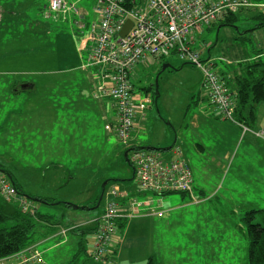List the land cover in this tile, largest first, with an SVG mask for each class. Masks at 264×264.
I'll use <instances>...</instances> for the list:
<instances>
[{"label": "rangeland", "instance_id": "rangeland-1", "mask_svg": "<svg viewBox=\"0 0 264 264\" xmlns=\"http://www.w3.org/2000/svg\"><path fill=\"white\" fill-rule=\"evenodd\" d=\"M47 2L48 0H0V119L8 108L4 99L10 95L12 87L21 88L30 83L35 88L28 93L43 94V96L48 93L62 94L61 89L65 86L56 83L68 78L78 80L85 76L86 72L80 70L81 57H84V54L79 52V46L80 40L87 36L89 27L84 28L80 34L72 30L71 23L74 24L73 20L79 21V19L71 15L59 20L45 18ZM94 4L95 0L78 2V6L87 13L86 20L80 19L82 23L90 24L95 20ZM251 13L253 12L237 13L232 27L219 26V22L210 28H205L200 34L195 33V44L191 47L200 48L201 44H205V49L200 55L201 61L206 63L209 59L213 60L221 72L235 65L237 59L253 55L259 49L264 50V27L256 26L257 22L251 18ZM252 28L255 30H251ZM164 61L160 66L138 67L132 75L131 81L136 91L151 99V103L146 105L142 118L138 121L139 130L142 131L134 135L136 138L134 144L147 147L144 142L150 139V143L155 144L153 139L159 138L157 145L161 147L157 148H169L166 151L176 148L180 153L182 152L195 183L201 185L202 174L205 173V167L208 165H205V162H208L211 155L220 158L224 151L222 147L226 148L227 142L214 131L216 125L213 126L214 129L208 127L206 131L205 127L199 130L192 128L193 115L198 111L197 105L200 106L198 104V96L202 88L200 70L180 60L176 54H170L164 58ZM167 64L169 66L162 70L163 65ZM181 67L183 70L177 71ZM54 101L62 106L67 103L64 97H56ZM40 102L41 100L37 103ZM261 108H264V104L257 109L258 116ZM45 110L47 112L45 118L48 119L52 113L47 108ZM66 112L70 114L69 119L72 120L70 122H74L75 127H79L81 132L85 131L82 135L84 148L78 147V150L85 154H83L84 168L80 169L83 166H77L75 170L77 179L69 187L71 194L76 196L75 205L79 209L70 208L69 211L61 212L53 205H37V210L40 214L51 215V221L60 223L63 227L69 228L72 225L82 227L85 221L103 210L104 200H101L99 206L96 200L102 194L106 181L109 182L107 187L120 188L125 185L133 193H137V190L121 145L108 132L106 125L103 126L104 123L99 122L98 114L90 108L77 107L67 108ZM63 114V112L58 114L61 127L66 122ZM261 115H264V109L261 110ZM85 123H89L88 127ZM203 130L208 137L204 136ZM78 137L77 132L76 138ZM258 141L249 134H246L242 140L243 145L248 142L253 148H257ZM199 143L204 147L202 152L195 150V144ZM37 150L40 153L41 149ZM245 156L251 158L250 154ZM258 156L257 153L254 158ZM14 157L15 160L18 158L15 153ZM210 167L214 168L212 172H208L210 182L213 181L216 185L223 170ZM14 176L19 177V173ZM223 183L224 188L230 185L227 181ZM233 184L238 186V183L233 182ZM243 187L240 185L238 188ZM263 187L264 185L261 187L262 195H264ZM262 198L261 202L254 196L264 209V196ZM206 205L218 206L213 201ZM206 205L196 206L188 197L180 193L165 195L159 207L163 212L162 217L136 220L127 226L128 229L129 226L138 223L136 227L140 238L148 241L137 255L145 258V255L149 254L151 243L152 251L156 253L157 264H249L246 257L247 239L243 233L241 236L240 230H231V226L241 224L238 222L243 213L239 216L225 214L224 217L218 214L220 212L217 210H215L218 212L216 214L212 212L213 210L207 209ZM211 216L214 217L213 220ZM258 220L255 219L254 223ZM241 227L243 228L242 224ZM127 229L125 232L129 230ZM89 240L90 236L87 237L88 242ZM120 244L119 239L115 250ZM40 248L42 249L41 246ZM233 248L236 250H232ZM76 249L75 246L67 245L53 252H45L42 258L46 264H63L70 259ZM206 252L209 255H206Z\"/></svg>", "mask_w": 264, "mask_h": 264}, {"label": "built area", "instance_id": "built-area-1", "mask_svg": "<svg viewBox=\"0 0 264 264\" xmlns=\"http://www.w3.org/2000/svg\"><path fill=\"white\" fill-rule=\"evenodd\" d=\"M80 0H48L44 16L53 20L66 19L68 15L78 20L71 23L72 30L88 34L80 40V69L91 71L95 79L93 98L110 103L113 119L106 125L108 132L126 148L133 147L135 119L151 103L149 97L136 91L131 78L136 68L148 67L176 54L178 58L198 68L201 87L217 113L219 120L229 122L240 129L241 138L246 134L264 142V122L251 128L237 120L235 96L226 84L213 60L201 61L200 48L195 44V33L221 22L238 10H250L264 15V2L255 0H95V20L82 23L87 13L78 6ZM132 23L124 36L120 32L127 21ZM138 192V198L128 196L117 186L106 192L104 211L96 220L92 234L90 257L93 262L114 264L118 244L116 221L136 216L157 215L155 201L169 192H183L193 202L199 198L193 192V176L186 160L176 148L167 152L140 149L130 155ZM151 194H155L153 197ZM0 196L14 203L21 212L32 211L31 204L19 194L12 178L0 169ZM156 199V200H155ZM66 230H62V234ZM0 264H46L36 245H30L13 256L1 258Z\"/></svg>", "mask_w": 264, "mask_h": 264}, {"label": "crops", "instance_id": "crops-1", "mask_svg": "<svg viewBox=\"0 0 264 264\" xmlns=\"http://www.w3.org/2000/svg\"><path fill=\"white\" fill-rule=\"evenodd\" d=\"M164 62L163 59L151 66H160ZM230 69H233V66H231ZM182 70L183 68L181 67L177 71L180 72ZM84 73L85 76L78 80L68 78L63 82L56 83L58 85L62 84L65 88L61 89L63 92L62 94L48 93L47 95L54 96L52 98L47 95L43 96V94L28 93L35 88L33 84L28 83L21 88L12 87L10 89V95L4 99L7 101L8 108L4 111L0 119V168L10 174L16 186L28 197L48 199L52 202L76 204V196L71 194V188L69 187L77 179L75 177L77 166H83L85 164L83 161L84 153L78 150V147L81 149L84 148V138L82 135L85 131L83 130L81 132L79 127H75L74 122H70L72 120L69 119L70 114L66 112V109L71 107L81 109L90 108V110H94L95 113L98 114V120L102 122V124L104 123L103 126L107 125L113 119L110 103L107 100L93 98L96 82L92 72L84 71ZM227 78H229V76ZM70 90H72L71 93ZM24 91L27 93H24ZM56 97H64L67 103L63 106L59 103H55L54 100H56ZM53 98L55 99L53 100ZM39 100H41V102H46H40L38 104L37 102ZM198 101L200 106L197 105L198 111L193 115L192 128L194 130H199L205 127L206 131L208 127L212 129L213 126L216 125L217 128H215V126V129H213L220 134L223 141L227 142V147H222L224 151L220 158L211 155L210 158H208V162H205V165H208L205 167V173L202 174L203 183L201 185H197L193 178V192L194 195L199 198V203L192 201L193 204L196 206L206 205L211 204L213 201L218 206L206 205L207 209L213 210L212 212L216 214L218 213L217 211H219L220 213L218 214L223 216L225 214L239 216L240 213L246 210L262 208L258 204V200L262 202V197L264 196L261 190V187L264 185V142L258 141L259 143L256 144L257 148H253L248 142L243 145L242 140L244 137L241 138L240 129L233 124H228L225 121L219 120L214 107L210 105L202 88H200ZM74 104L77 105L75 106ZM46 108L52 113L51 117L48 119L45 118L47 113L45 110ZM263 109L264 108L259 109L257 127H260L264 122V115H261V110ZM60 112H63L66 118V122L62 127L58 115ZM142 115L143 113L137 115L134 122L137 133L142 131L139 130L140 126L138 125V121L142 118ZM88 124L89 123H85V126L88 127ZM208 124L209 126H207ZM205 131L203 130V134L205 137H208L204 133ZM77 132L79 133L78 139L76 138ZM62 134H64V136ZM149 140L144 142L147 147L142 148L153 149L161 147L157 145L160 141L159 138L153 139L155 144L150 143ZM135 141L136 138L134 136L133 145H135ZM37 149H41L40 153ZM168 149L169 148H166V150ZM203 149L204 147H202L200 143L195 144V150L197 152H202ZM240 149L242 150L241 152ZM14 153L18 156L16 160ZM257 153L259 156L254 158V155ZM238 154L242 155L238 156ZM245 154H250L251 158L246 157ZM210 166L215 167L217 170H219V168L223 170L220 172L222 174L220 179L218 178L216 185H214L213 181L210 182L211 179L208 172H212L214 169ZM83 168L84 166L80 167V169ZM17 172L19 173V177L14 176ZM226 181L230 184L228 188H224L223 186V182ZM233 182L238 183V186H235ZM240 185L244 187L239 189L238 187ZM110 187L112 186L107 187L105 190V195H103L104 202L106 199V192ZM119 189L128 190L130 194L137 195L133 193L128 186L124 185ZM262 189L264 191V187ZM253 192L255 194H253ZM254 196L258 197V200L254 199ZM185 197L191 200L189 195L186 194ZM34 203L36 206H47L39 201L37 203L34 201ZM61 205L62 204L53 205V207H57L56 209L61 212L69 211L70 208H73H67ZM101 213L85 221L84 225L88 223L92 224L94 220L99 218ZM154 217L160 218L155 215L132 218L129 220L126 227L120 230L121 233H117V237H119L121 244L115 251V264H145L150 256L155 258V264H157L156 253L152 251L151 243L149 254L145 255V258H143L144 256L137 255V252L141 251L142 247H145L148 243L147 239L140 238V233L136 227L138 223L135 226H129V230L127 229V226L136 220ZM210 218L213 220L214 217L211 216ZM223 222L229 224V222ZM38 223L40 238L35 245L38 246L39 251L41 249H39V247H42L40 252L43 258L45 252H53L55 249L67 245L77 247L75 253L79 251V243L83 238V232L78 229H82L84 225L82 227L79 225H72V227L67 228L57 222H55V225H47L42 221H38ZM238 223H241V221ZM227 224L225 225L227 226ZM241 228V224L231 226L232 231L240 230ZM126 229L128 230L127 232H125ZM62 230H66V232L62 234ZM89 236L90 235L87 237ZM197 239L198 238H196V240ZM89 241L90 242L87 241L88 251L90 250L92 235ZM232 250L235 251L236 249L233 248ZM73 255L74 253L72 256ZM206 255H209L208 252H206ZM216 260L220 261L218 258H216Z\"/></svg>", "mask_w": 264, "mask_h": 264}, {"label": "trees", "instance_id": "trees-1", "mask_svg": "<svg viewBox=\"0 0 264 264\" xmlns=\"http://www.w3.org/2000/svg\"><path fill=\"white\" fill-rule=\"evenodd\" d=\"M264 2V0H255ZM250 10H238L225 17L219 26H233V21L236 19V14L239 12H246ZM251 18L256 21V26L264 27V15L251 11ZM251 30H255L252 28ZM189 64V63H187ZM191 65V64H190ZM83 71V70H81ZM84 72V71H83ZM221 76L225 79L226 84L230 87L231 91L235 96V112L234 116L237 120L245 123L251 128H256L258 124V107L264 104V50L259 49L254 52L253 55L244 56L235 61L233 69L228 68L227 70L221 71ZM229 76V78H227ZM146 91V88H145ZM100 100V99H99ZM124 152H127L125 161L132 171V179L134 181L133 164L130 156L133 150L145 149L139 146H133L126 148L121 145ZM149 150H157L167 152L166 149L149 148ZM1 169V168H0ZM2 170V169H1ZM4 171V170H3ZM6 172V171H5ZM7 173V172H6ZM8 174V173H7ZM10 176V174H8ZM11 177V176H10ZM13 181V179H12ZM15 188L26 200L31 204L32 211L23 213L20 211L17 205L11 202H6L0 196V259L13 256L14 254L22 251L30 245H35L37 240L40 238L38 221H42L47 225H55V222L51 221L52 216L46 214H40L37 210V206L34 201H38L46 205H59L62 204L67 208L73 207V204L63 202H52L48 199L31 198L23 194L20 189L16 186L13 181ZM136 183V182H135ZM109 182L103 185V195ZM137 195H132L128 190H122L128 193L129 197L137 198L145 193L138 192L136 185ZM170 193H180L185 196L183 192H169L164 193L160 196V201L154 205L156 211H160L163 216V212L159 209L162 204V199L165 195ZM156 197L155 194H151ZM104 196H102V199ZM140 199V198H139ZM99 199L96 200V203ZM192 201V200H191ZM101 203V201H100ZM100 205V204H99ZM85 209V207H83ZM79 209V207H78ZM104 211V207L102 213ZM101 213V214H102ZM152 216V215H151ZM157 216V215H155ZM158 216V217H161ZM135 218V217H134ZM259 218V220L257 219ZM132 219V218H131ZM130 219V220H131ZM258 222L254 223V220ZM97 220V219H96ZM96 220L91 223L85 224L82 229H78L83 232V238L79 243V251L74 253L72 258L66 264H98L93 262L90 253L87 249V236L92 235L96 228ZM243 228L240 229L241 233L247 239L246 257L249 264H264V209H251L243 212L240 218ZM129 222L128 219H120L116 221V231L121 233L120 230L124 229ZM93 240V239H92ZM92 245V244H91ZM38 249V246L36 245ZM41 253V252H40ZM42 256V254H41ZM115 256V255H114ZM115 261V259H113ZM103 264V263H99ZM115 264V263H114ZM145 264H155V258L150 256Z\"/></svg>", "mask_w": 264, "mask_h": 264}, {"label": "water", "instance_id": "water-1", "mask_svg": "<svg viewBox=\"0 0 264 264\" xmlns=\"http://www.w3.org/2000/svg\"><path fill=\"white\" fill-rule=\"evenodd\" d=\"M131 25H132V23L128 20V21L125 23L124 27L122 28V30H121V32H120V36H124V35L128 32V30L130 29ZM166 66H169V65H168V64H167V65H163L162 70H163ZM126 155H127V152H124V156H126ZM102 196H103V193H102V194L100 195V197H99V200H98L97 206H99L100 201H101V199H102ZM73 208H78V207H77L76 205H73Z\"/></svg>", "mask_w": 264, "mask_h": 264}]
</instances>
